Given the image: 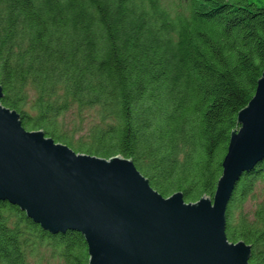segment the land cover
<instances>
[{"label":"trees","instance_id":"16d2710c","mask_svg":"<svg viewBox=\"0 0 264 264\" xmlns=\"http://www.w3.org/2000/svg\"><path fill=\"white\" fill-rule=\"evenodd\" d=\"M263 69L264 0H0V104L76 153L131 160L164 198H213ZM225 234L264 264V159ZM0 264H88L87 245L0 201Z\"/></svg>","mask_w":264,"mask_h":264},{"label":"water","instance_id":"95a60500","mask_svg":"<svg viewBox=\"0 0 264 264\" xmlns=\"http://www.w3.org/2000/svg\"><path fill=\"white\" fill-rule=\"evenodd\" d=\"M236 123L213 198L186 203L153 190L131 160L76 153L0 104V201L50 234L80 233L88 264H248L251 246L227 240L226 209L264 159V69Z\"/></svg>","mask_w":264,"mask_h":264},{"label":"rangeland","instance_id":"374dc122","mask_svg":"<svg viewBox=\"0 0 264 264\" xmlns=\"http://www.w3.org/2000/svg\"><path fill=\"white\" fill-rule=\"evenodd\" d=\"M250 205H248V207H249Z\"/></svg>","mask_w":264,"mask_h":264}]
</instances>
